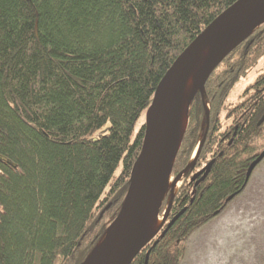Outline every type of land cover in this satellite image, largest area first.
<instances>
[{
	"label": "trees",
	"instance_id": "16d2710c",
	"mask_svg": "<svg viewBox=\"0 0 264 264\" xmlns=\"http://www.w3.org/2000/svg\"><path fill=\"white\" fill-rule=\"evenodd\" d=\"M236 1L0 0V264L86 260L123 205L144 137L137 119L176 58ZM263 56L264 23L192 99L173 178L194 159L206 111L209 123L169 217L184 212L131 264H144L148 251L147 264H180L188 237L242 191L264 150V64L229 97Z\"/></svg>",
	"mask_w": 264,
	"mask_h": 264
},
{
	"label": "water",
	"instance_id": "95a60500",
	"mask_svg": "<svg viewBox=\"0 0 264 264\" xmlns=\"http://www.w3.org/2000/svg\"><path fill=\"white\" fill-rule=\"evenodd\" d=\"M263 23L264 0H237L210 22L166 71L154 92L151 105L147 108L141 150L133 163L121 210L102 240L82 264H131L144 246L159 233L170 214L175 196L176 182L174 181H179L185 173L194 169L208 130L209 112L206 111V130L196 155L173 181L165 214L161 217L158 228L152 231L146 209V193L152 186H158L163 190L157 201L159 212L161 203L170 188L169 181L172 177L173 164L180 148L181 138L187 128L186 125L183 133H180L179 117L188 74L198 55L210 44L211 55L205 62L202 79L194 93L195 96L200 91L202 95L210 73L219 65V62ZM233 41L236 43L229 48ZM263 122L264 114L258 126ZM263 159L264 150L249 165L246 177H244L245 184ZM212 165L213 161H210L200 171L193 174L190 181H196V185L203 182L210 173ZM235 196L231 195L227 202L233 200ZM182 212L184 209L168 221L161 236H164L172 227L183 214ZM156 243L157 241L154 245ZM149 252L146 254L144 264L148 263Z\"/></svg>",
	"mask_w": 264,
	"mask_h": 264
},
{
	"label": "rangeland",
	"instance_id": "374dc122",
	"mask_svg": "<svg viewBox=\"0 0 264 264\" xmlns=\"http://www.w3.org/2000/svg\"><path fill=\"white\" fill-rule=\"evenodd\" d=\"M263 64L264 56L248 70L247 77L238 82L229 101H234L237 92L254 81ZM146 112L137 119L136 129L145 123ZM170 180L173 183L175 178ZM174 182L176 193L181 180ZM170 189L171 186L167 191L169 197ZM158 217L161 222L159 212ZM184 245L185 254L180 264H264V159L242 191L226 203L223 211L192 233Z\"/></svg>",
	"mask_w": 264,
	"mask_h": 264
},
{
	"label": "bare ground",
	"instance_id": "6f19581e",
	"mask_svg": "<svg viewBox=\"0 0 264 264\" xmlns=\"http://www.w3.org/2000/svg\"><path fill=\"white\" fill-rule=\"evenodd\" d=\"M236 42H231L229 48H231ZM211 55L210 44L207 45L201 53L198 55L197 59L194 62V65L191 71L188 74V78L185 84L183 99H182V108L180 115V133L182 134L187 125V109L188 104L194 96L195 90L198 88V84L203 76V67L206 60ZM171 181V180H170ZM169 181V187L173 184ZM163 190L158 186H152L148 193H146V209L149 219V224L152 231L156 230L160 225V219L158 217L157 210V201H159Z\"/></svg>",
	"mask_w": 264,
	"mask_h": 264
},
{
	"label": "flooded vegetation",
	"instance_id": "af4514ba",
	"mask_svg": "<svg viewBox=\"0 0 264 264\" xmlns=\"http://www.w3.org/2000/svg\"><path fill=\"white\" fill-rule=\"evenodd\" d=\"M198 171H200V170H198ZM198 171H197V172H198ZM197 172H196V173H197ZM194 181H195V180H194ZM195 183H196V181H195V182H193V184H195ZM195 185H196V184H195ZM169 215H170V214H169ZM171 219H172V217H168V219H167V220H171Z\"/></svg>",
	"mask_w": 264,
	"mask_h": 264
}]
</instances>
